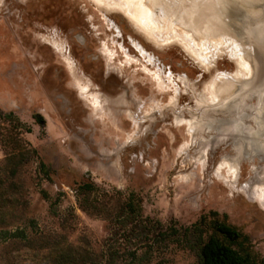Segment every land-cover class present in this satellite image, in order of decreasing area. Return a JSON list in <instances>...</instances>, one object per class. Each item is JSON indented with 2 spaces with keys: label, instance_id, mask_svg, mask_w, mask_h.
<instances>
[{
  "label": "rangeland",
  "instance_id": "obj_1",
  "mask_svg": "<svg viewBox=\"0 0 264 264\" xmlns=\"http://www.w3.org/2000/svg\"><path fill=\"white\" fill-rule=\"evenodd\" d=\"M250 35L264 0H0V264L101 258L128 198L162 229L225 221L264 256ZM179 242L165 264H196Z\"/></svg>",
  "mask_w": 264,
  "mask_h": 264
},
{
  "label": "trees",
  "instance_id": "obj_2",
  "mask_svg": "<svg viewBox=\"0 0 264 264\" xmlns=\"http://www.w3.org/2000/svg\"><path fill=\"white\" fill-rule=\"evenodd\" d=\"M90 184L78 185V194L82 196L79 203L83 210L97 213L104 206L97 198L88 199ZM202 221L200 217L187 226L162 229L158 221L142 217L138 204L128 198L108 219L110 234L103 256L97 259L87 256L75 261L83 264H165L168 251L166 245L162 248L159 242L176 244L180 241L181 248L192 253L196 264H264V256L250 249H235L229 244L242 235L225 221L212 219L207 225ZM66 258L69 259V255Z\"/></svg>",
  "mask_w": 264,
  "mask_h": 264
},
{
  "label": "water",
  "instance_id": "obj_3",
  "mask_svg": "<svg viewBox=\"0 0 264 264\" xmlns=\"http://www.w3.org/2000/svg\"><path fill=\"white\" fill-rule=\"evenodd\" d=\"M250 41H253L255 46H257V49H259L261 52L264 51V43H263V38H258L254 35H250ZM263 50V51H262ZM260 52V53H261ZM262 54V57L264 58V54ZM264 63V60H263ZM249 83V89L253 90L255 92H258L261 90V86L264 84V65L260 71L256 72V75L254 76V79H250L248 81Z\"/></svg>",
  "mask_w": 264,
  "mask_h": 264
},
{
  "label": "bare ground",
  "instance_id": "obj_4",
  "mask_svg": "<svg viewBox=\"0 0 264 264\" xmlns=\"http://www.w3.org/2000/svg\"><path fill=\"white\" fill-rule=\"evenodd\" d=\"M149 21V20H148ZM192 41V40H191ZM137 43V42H136ZM139 47V46H138ZM142 49V48H141Z\"/></svg>",
  "mask_w": 264,
  "mask_h": 264
}]
</instances>
